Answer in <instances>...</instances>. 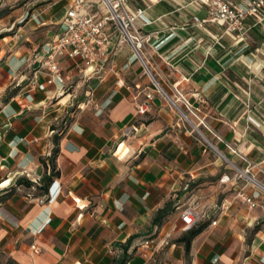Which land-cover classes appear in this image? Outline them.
<instances>
[{
    "label": "crops",
    "instance_id": "crops-1",
    "mask_svg": "<svg viewBox=\"0 0 264 264\" xmlns=\"http://www.w3.org/2000/svg\"><path fill=\"white\" fill-rule=\"evenodd\" d=\"M141 1L144 6L130 0L129 6L144 10L138 24L150 36L154 62L203 109L221 153L264 187V21L248 19L245 35L233 37L220 24L197 27L193 18L205 9L192 0ZM87 2L99 9L98 1ZM71 3L0 1V191L20 178L36 186L53 167L58 172L46 197L34 186H19L0 204V251L16 264H114L137 237L129 264H147L145 249L164 252L158 264H264V191L221 183L232 177L230 167L220 159L206 164L208 150L159 96L148 114L138 115L136 107L152 89L113 29L103 69L85 76L75 62L59 59L65 84H48L47 72L37 67L24 71L31 54L42 56L61 32ZM75 81L85 102L73 110L67 86ZM205 169L218 180L190 192ZM228 188L234 192L225 194ZM242 192L256 208L237 196ZM195 201L208 214L205 221L217 224L197 236L186 255L175 242L185 234L181 212ZM168 206L171 214L154 226Z\"/></svg>",
    "mask_w": 264,
    "mask_h": 264
},
{
    "label": "built area",
    "instance_id": "built-area-1",
    "mask_svg": "<svg viewBox=\"0 0 264 264\" xmlns=\"http://www.w3.org/2000/svg\"><path fill=\"white\" fill-rule=\"evenodd\" d=\"M71 1L72 3L65 14L63 29L48 44L46 52L42 56L38 55L34 61V63H38V70L43 69L47 72L48 84L66 83L58 62L59 59L66 58L75 62L84 71V75L103 69L108 62L107 46L111 41L110 30L113 29L118 36L117 45L119 47L128 45L140 61L144 73L150 79L149 87H156L155 91L182 116L186 114L182 111L181 106H185L199 120V124L197 126L193 124V126L194 129L195 126L197 127V131L202 136L199 127L205 126L206 123L205 119L199 115L201 108L195 106L196 103L192 102V98L187 97L179 83H170L148 51L150 36L144 33L143 28L138 24V19L142 17L144 10L139 9L135 13L132 12L129 0H98L99 9L96 11L91 10L87 0ZM191 4L205 9L207 13L204 19L197 16L193 18L197 27L203 28L208 24H220L224 26L225 34L233 37L245 35V23L248 19L264 21V0H192ZM38 70L33 74L32 88L37 86ZM157 77L171 88L174 93L172 96L161 86ZM117 86L124 88L125 84L123 81H118ZM134 89H142V86L135 85ZM194 99L197 100L195 97ZM153 100L152 92L146 94L144 101L136 107L138 115L147 114ZM198 102L202 103L200 99ZM177 103L180 104V108L177 107ZM209 131L211 130L209 129ZM245 173L250 174V171L245 170ZM250 179L252 183L264 189L253 176ZM231 180L237 182V176L232 179L229 176H223L220 182L227 184ZM239 196L250 209L256 208L257 204L252 198L244 193H240ZM40 203H45V200L41 199ZM206 219H208V214L203 211L202 205L198 201L188 205L181 212L184 232L196 227ZM211 224L215 226L217 222L212 221ZM32 250L34 253L41 252V248L36 245H32Z\"/></svg>",
    "mask_w": 264,
    "mask_h": 264
},
{
    "label": "rangeland",
    "instance_id": "rangeland-1",
    "mask_svg": "<svg viewBox=\"0 0 264 264\" xmlns=\"http://www.w3.org/2000/svg\"><path fill=\"white\" fill-rule=\"evenodd\" d=\"M39 1L40 0H24V4H26V3H28V2H32L33 4H35V3H39ZM67 1L68 0H60V4L61 5H65L66 3H67ZM95 1H98V0H95ZM133 4H135V5H142V6H144V3L141 1V0H130ZM163 1H169L170 3H176V2H174V0H163ZM176 1H178V2H181V0H176ZM188 3H189V1L188 0H186ZM184 5H186V3H184ZM25 9V8H24ZM191 14H193L192 12H191ZM198 14V16L200 17V19H203V18H205L206 16H207V13H206V11L205 10H202L201 12H199V13H197ZM27 32V35H30V34H32V33H34L32 30H26ZM199 31V30H198ZM199 32H201V31H199ZM202 33V32H201ZM12 34H14V33H12V32H10V33H8V34H6V36L7 35H12ZM24 35H26V34H24ZM4 41H6V40H4ZM39 55V51H37V52H34V53H32L31 54V61H30V63L27 65V68H25V70L24 71H26V69L27 70H30V69H33V68H35V67H37L38 68V63H34V61H35V59H36V57ZM144 71V70H143ZM79 79V78H78ZM143 79H146L147 80V82L149 83V81H150V79H149V77H148V75L147 74H145L144 73V77H143ZM157 79L159 80V82H160V84H161V86L165 89V91L169 94V95H173L174 93H173V91L171 90V88L169 87V86H167L166 84H164L163 83V80H161V78H158L157 77ZM87 83H88V80L87 81H85V84H84V86L83 87H86V85H87ZM174 84V83H173ZM77 85V82L75 81L73 84H71V85H68L67 87H68V91L70 92V93H72L73 94V96H72V101H74V105L72 106V108L71 109H80V104H82V103H84L85 101H82V98L85 96V94L84 93H78V92H75L74 91V89L77 87L76 86ZM73 86V87H72ZM181 88H182V86H181ZM151 89H152V93H153V95H157V96H159L160 98H161V100L163 101V103L166 105V107H167V109H168V111L169 112H171L175 117H176V119L177 120H179L180 121V123L182 124H184L185 125V127L187 128V129H189L190 131H193V135H194V137H196L199 141H201V143L204 145L203 147L204 148H206L207 150H208V153L206 154V156H205V163L206 164H210L212 161H213V159H220V162L221 163H223L225 166L227 165V166H229L230 167V173H232L233 175H232V177H231V179L234 177V176H237V183L238 184H250L251 186H254L255 184L254 183H252V181H251V179L250 178H252V175L251 174H247V173H245V170H243V169H241V168H239L236 164H234L232 161H230L229 159H228V157L227 156H225L223 153H221V151L216 147V145L213 143V141H212V139H211V137L208 135L209 133H210V131H209V129H210V127L207 125V123H206V125L204 126V125H201L200 127H199V130L201 131V133H202V135H204V137L203 136H201V134L197 131V130H195L194 129V126H193V124L194 125H198L199 124V120L192 114V113H190L186 108H185V106H181V109H182V111L187 115V117H189V119L190 120H193V124H191V123H189L183 116H182V114L180 113V112H178L175 108L174 109H172V106L169 104V102L166 100V99H164L160 94H158L155 90H156V87H154V86H151ZM66 91V90H65ZM189 98V97H188ZM193 102V101H192ZM195 106H197V105H195ZM202 111H203V109H201V112L199 113V115L201 116L202 114ZM148 114V113H147ZM178 121V122H179ZM211 130V129H210ZM207 139V140H206ZM213 147H212V146ZM215 148V149H214ZM220 153L221 154H223V156H221L220 155ZM241 172H244L245 174H242ZM201 173H203V175L200 177L201 178V180L198 182V184H193L192 186H190V192H192L193 191V189L194 188H196V186H198V185H200V184H203L206 188L210 185L209 183H212V182H216L217 180H218V178L217 179H215L214 180V176H211L210 174H209V171H207V169H205V170H203ZM26 177L28 176V174H26L25 175ZM189 178L191 177L190 175L188 176ZM230 177V176H229ZM250 177V178H249ZM220 180V179H219ZM255 187L256 188H259L260 190H262V191H264V189L262 188V187H260V186H258V185H255ZM195 190V189H194ZM231 191V192H230ZM232 192H234V189H232V188H228L224 193L225 194H230V193H232ZM243 193V192H242ZM239 194L240 193H238L237 194V196H239ZM192 198V194H190L189 196H188V199L187 200H190ZM147 252H141V255L144 257V255H146V258H144V259H146V260H148V263L147 264H158L161 260H163L164 259V255H163V253L164 252H161V253H154V254H151V251H150V249H145ZM150 254H151V256H150ZM0 264H16L15 262H12V260H11V258L10 257H8L4 252H2V251H0Z\"/></svg>",
    "mask_w": 264,
    "mask_h": 264
},
{
    "label": "trees",
    "instance_id": "trees-1",
    "mask_svg": "<svg viewBox=\"0 0 264 264\" xmlns=\"http://www.w3.org/2000/svg\"><path fill=\"white\" fill-rule=\"evenodd\" d=\"M15 94H16V92L13 91L8 95V97L14 96ZM55 141L57 143L58 137L55 138ZM57 153H58V148L56 146L53 150V154L51 157L52 161L55 160ZM57 178H58V172H56L55 167H53L49 173H46V175L41 179L40 183L37 184L36 186L33 185L31 182L27 181L26 179L20 178L16 182L15 186H13L12 188L0 191V204L7 198V196L11 195L12 192H14V190L19 186H26L29 188H32L34 186L35 191L39 196L46 197L49 194V191H50L52 184L55 182V180ZM3 193H5V194L3 195ZM171 211L172 210L170 209L169 206L160 210L153 219V225L154 226H162L164 221L166 220V218L171 214ZM211 223H212L211 220H207L205 222L200 223L196 227L191 228L190 230L185 232V234L181 238L177 239L175 244L183 245L185 252H186V255H188L194 239L197 236H199ZM135 238H137V237H134V238L131 237L126 242V245L123 246V248H122V250H123L122 255L119 257L118 260H115L114 264H129V262L132 258V255L129 253V247L131 246L132 241ZM12 262H15V261L12 260Z\"/></svg>",
    "mask_w": 264,
    "mask_h": 264
},
{
    "label": "bare ground",
    "instance_id": "bare-ground-1",
    "mask_svg": "<svg viewBox=\"0 0 264 264\" xmlns=\"http://www.w3.org/2000/svg\"><path fill=\"white\" fill-rule=\"evenodd\" d=\"M177 107H179V108H180V104H178V103H177ZM183 117H184V118H185V119H186V120H187L189 123H191V124H193V123H194V122H193V120H190V119H189V117H190V116H189V117H187V115H184V114H183ZM202 136L204 137V135H202ZM204 138H205V137H204ZM206 140H207V139H206Z\"/></svg>",
    "mask_w": 264,
    "mask_h": 264
},
{
    "label": "water",
    "instance_id": "water-1",
    "mask_svg": "<svg viewBox=\"0 0 264 264\" xmlns=\"http://www.w3.org/2000/svg\"><path fill=\"white\" fill-rule=\"evenodd\" d=\"M195 130H197V127L195 126Z\"/></svg>",
    "mask_w": 264,
    "mask_h": 264
}]
</instances>
